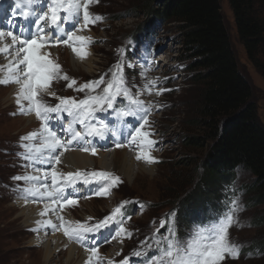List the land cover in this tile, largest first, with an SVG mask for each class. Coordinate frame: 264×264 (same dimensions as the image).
I'll return each instance as SVG.
<instances>
[{"label":"rangeland","instance_id":"374dc122","mask_svg":"<svg viewBox=\"0 0 264 264\" xmlns=\"http://www.w3.org/2000/svg\"><path fill=\"white\" fill-rule=\"evenodd\" d=\"M42 1L45 5L44 11H47V0ZM133 2L134 0H96L90 5V13L103 17L96 23L88 25L92 30L94 40L88 46L92 49L94 58V66L90 70L84 65L72 63L70 46L56 43V40L62 36L66 38L65 31L76 30L71 22H65L61 26L62 36H53V32L47 30V34L53 37L49 46L52 49L60 46V49L52 51L51 59L61 66V73L67 74L69 79L53 80L50 90L56 93V96L42 94V98L45 103L55 106L59 103L57 97H71L79 101L86 95L96 94L76 89L85 82L98 80L101 76H104L105 81L111 80L112 71H115V66L120 63L123 66L126 86L133 95H138L145 107L149 109L147 114L148 129L154 132L151 138L157 141L152 150L158 160L155 163V170L152 174L138 172L141 163L136 159L137 165L133 167L134 176L131 180L119 172L100 166V164L80 169L82 173L86 174L99 170L108 171L119 176L122 183L111 188L108 195L97 196L95 193L102 190L103 183L85 184L83 182L85 177L82 176L74 186L66 188L67 192L78 193V195L68 197L78 200V204L65 206L62 210H57V213H51L42 219H52L55 223H59L56 216L62 215L67 220L87 221L91 225L108 216L122 201H127L128 203L123 208L124 216L122 218L125 219V228L131 232L130 237L122 234L113 239L118 230V224L104 229L106 231L102 233L89 234L86 244L69 240L64 236L63 231L61 232L65 240L74 243L73 245L76 244L83 250L92 246L97 247L99 256L102 258L100 264H108L109 260L113 264H120V261L125 257L129 258V264H144L146 258L156 254V241L168 235L169 227L174 228L180 239H186L197 227L210 226L228 210L231 202L236 200L239 205V210L236 213L239 223L229 229V234L231 241L240 245V255L235 259L226 256L221 264H264L263 258L248 259L244 255L246 253L244 252L245 246L255 242L257 238L261 239L264 232V226L255 224L256 218L264 216V204L256 207L248 206L247 196L244 189L241 188L244 183L253 179L247 173L240 172L241 181L234 185H225L220 194L216 196L207 195L203 190L185 197L186 193L191 191L190 188L186 193L179 194L176 192L178 190L173 191L171 188L172 183L186 178L189 173L196 170V166L191 165L190 168L184 166V163L192 162V155L198 158L202 156L200 150L195 155L188 154V150L181 145L185 136L195 133L187 131L184 127L187 122L194 119L193 104L197 102V87L189 82L190 76L186 71L189 61L181 59L180 41L182 38L177 25H164L158 22L150 37L144 38L140 43L133 41L131 37L133 31L143 24L157 22L155 18L147 19L142 13L134 12ZM222 3L233 47L238 55L241 69L253 84L255 102L259 106L260 120L264 124V77L247 58L246 51L240 43L229 2L223 0ZM36 8L39 11L38 5ZM260 8L264 18V5ZM14 12L15 15H13ZM118 13L123 16L114 19V15ZM81 24L82 32L87 34V29L83 28L82 16L77 22V27L79 28ZM1 29L13 31L15 34H20L22 29L36 32L35 25L30 22L26 24L15 7L9 9L8 14L5 15V19L0 25ZM6 61L7 57L2 55L0 65L5 64ZM73 79L76 84L70 88L67 85ZM152 81L155 83L150 85L151 92H149L145 86ZM13 85L14 83L0 84V264H67V257L63 254L67 249L63 245L45 261V246L32 241L40 235L41 230L40 232L32 230L35 228L33 223L31 221L27 223V216L22 213L23 207L18 205L25 202L18 191V187H23L24 182L14 180L13 177L24 174L43 175L44 170L51 171V165H33L17 155L23 151L19 147L20 137L40 129L42 122L35 116L37 122L27 126L29 122L26 117L29 118V115L35 114H21L16 102L8 99L13 91ZM103 87L104 85H101L96 91L99 92ZM158 92L160 94H157ZM114 104H118L119 108L114 105V108L96 114V118L102 120L111 130V132L105 133V135L111 136V144L101 146L99 143H93L89 149L94 147L95 155L97 152H113L115 149H118L120 153L124 149H129L128 151L132 152L133 147L136 146H128L129 133L138 127L132 124L134 117L121 118L118 115L119 111L128 105V101L118 97ZM141 115L138 114L137 117L143 122L140 119ZM70 120L71 117L64 114L62 119H53L50 126L58 136L65 139L68 135L65 130ZM77 130H80L79 126H77ZM92 138L93 142H98L100 137H91L90 139ZM117 144L123 146L117 147ZM81 147L85 148L83 144L80 145L76 142L67 151L79 150ZM135 149L138 150L137 147ZM189 156L190 158H188ZM54 166L58 173L70 172L62 160ZM37 168H40L41 171L37 172ZM86 178L93 179L91 175H87ZM50 180L49 176V183ZM235 187L238 190L234 191ZM173 192H176L174 193L175 197ZM28 203L37 207L43 204L31 201ZM88 217L93 219L89 221ZM128 217L130 220L127 219ZM117 219L119 220L121 217ZM161 221H166L163 227ZM42 231L46 239L59 232L50 229ZM64 243L61 241V244ZM148 245H151L150 249ZM62 250L64 251L61 252ZM137 250L147 251V257L134 256L133 252Z\"/></svg>","mask_w":264,"mask_h":264},{"label":"snow or ice","instance_id":"6c2138e0","mask_svg":"<svg viewBox=\"0 0 264 264\" xmlns=\"http://www.w3.org/2000/svg\"><path fill=\"white\" fill-rule=\"evenodd\" d=\"M96 0H47V11H44L45 5L41 0H15L16 11L25 21L35 25L36 32L30 29H22L20 34L13 31L0 30V54L10 56L6 64L0 65V84L15 83L18 85V91L15 93V100L18 111L21 114L28 115L34 113L40 120L41 127L38 130L27 133L20 137L19 147L23 151L17 153L24 160L35 164H49L51 171L44 170L43 175L24 174L13 177L14 180L23 181L24 186L18 187L21 198L25 203H43V210L38 213L41 217L48 216L50 213H56L65 206H74L78 200L68 197L78 195L75 192H67L66 188L74 186L78 179L84 176L85 184L103 183L101 191L95 195L106 196L111 188L122 183L121 178L114 173L99 170L90 174L82 173L77 170L75 173H58L54 164L61 162V156L67 151L74 142L86 141L88 137L104 138L105 133L110 131L108 125L102 120L96 118L98 112L107 111L114 107V102L118 97L128 101V105L121 109L118 115L122 118L137 117L142 114L140 119L142 123L135 127L134 131L129 133L130 139L128 146L136 145L138 148L136 160H143L145 163L153 164L158 160L152 155L157 141L151 137L154 132L148 129L149 120L147 114L149 109L145 107L144 102L138 95H133L126 86L123 76V66L118 63L115 71H112V79L105 81L101 76L96 81H88L80 85L77 91H87L96 93L86 95L84 99L77 101L71 97H57L59 103L55 106L44 102L42 94L56 96V93L50 91V86L55 79L68 80L67 74L61 73V66L49 58V53L41 51L53 39L47 34V30L52 32L62 31L61 26L65 22H71L74 31H65L63 36L56 40V43H63L72 48L73 53L80 59H85L91 55L88 46L94 42L90 36L78 35L81 29L77 27V22L83 19V28L87 29L89 24H94L103 19L99 15L90 13L89 8ZM39 5V11L36 6ZM16 13L14 12L13 15ZM10 38L11 43L6 39ZM146 89L151 92L150 85ZM76 81L73 79L67 85L73 87ZM101 85L104 87L97 92ZM163 91V90H161ZM157 94H160L159 92ZM26 102V103H25ZM64 114L71 117V120L65 130L67 138L62 139L50 126L53 119H62ZM79 126L80 130H77ZM123 145L117 144V147ZM84 151H91L95 154V148H83ZM37 172L41 169L37 168ZM91 175L93 179L86 178ZM49 176L51 178L49 183ZM59 177V179H58ZM127 201H122L112 212L95 224L89 225L87 221H71L62 215H57L59 223L52 219H41L36 221L37 227L32 229L63 231L65 237L77 243L86 244L87 237L92 233H99L118 224L116 237L122 234L130 237L131 232L125 228V219L123 208ZM239 205L236 200L231 202L228 210L221 215L210 226H199L186 239H180L173 227H169L168 235L156 241V254L146 258L144 264H221L226 256L235 259L240 255V245L231 241L229 229L239 223L236 213ZM121 217V219H117ZM88 217V220H92ZM130 220V217L127 218ZM163 227L166 221H161ZM144 243V242H142ZM151 248V245H148ZM89 252L85 264H100L98 248L88 247ZM119 255V253H117ZM136 257H147V251L137 250L133 252ZM108 264H113L111 260ZM120 264H129V258L125 257Z\"/></svg>","mask_w":264,"mask_h":264},{"label":"trees","instance_id":"16d2710c","mask_svg":"<svg viewBox=\"0 0 264 264\" xmlns=\"http://www.w3.org/2000/svg\"><path fill=\"white\" fill-rule=\"evenodd\" d=\"M227 1L247 58L264 77V18L260 8L264 0ZM222 2L134 0V12L157 22L143 24L131 37L140 43L151 36L158 22L177 25L182 38L181 59L189 61V82L197 87L194 119L184 127L195 133L185 136L181 145L188 154L195 155L200 150L202 156L192 155V162L184 163L190 168L196 166V170L172 183L173 191L186 193L190 188L185 197L203 190L216 196L225 185L241 181L240 172L247 173L253 179L241 188L247 205L256 207L264 204V124L253 84L241 69L233 47ZM122 16L118 13L113 18ZM255 224L264 226V216L256 218ZM244 252L248 259H264V232L261 239L246 245Z\"/></svg>","mask_w":264,"mask_h":264},{"label":"bare ground","instance_id":"6f19581e","mask_svg":"<svg viewBox=\"0 0 264 264\" xmlns=\"http://www.w3.org/2000/svg\"><path fill=\"white\" fill-rule=\"evenodd\" d=\"M41 2L43 3L42 0H41ZM14 4H16L15 0H3L0 3V25L2 24L1 21L4 19V13H6L8 7H11ZM38 7H40V6L38 5ZM79 29H81V30H79L77 32L78 35L93 37L92 30L89 28V26L87 27V31H88L87 34H84L82 32V24L80 25ZM58 33L60 34V31ZM6 42L11 43V39L7 38ZM56 49L57 50L60 49V46H57V48L52 49L47 44L46 47L44 49H42L41 51L49 53L50 54L49 58L51 59L52 58V51H55ZM88 50L90 51L91 55L87 56L85 59H80L73 53L72 48H70L72 63L77 64V65L78 64L84 65L87 67L88 70L92 69L94 66V58L92 57V49L88 48ZM2 55L3 54H0V58ZM8 59H11V57L7 56V61H8ZM7 61H6V63H7ZM17 91H18V85H16L14 83L13 91H12L11 95L8 97V99L10 101L16 102L15 93ZM50 91L52 92V90H50ZM26 119L29 122V124L27 126H31L37 122L35 115H29V118L26 117ZM140 123H142V122L139 119H135L133 121V125H135V126H139ZM107 132L109 133V132H111V130L107 131ZM90 138L91 137H88L86 139V141L78 142V143L80 145L83 144L85 147L89 148V147H91V145L93 143H99L101 146H108V145H110V142H111L108 134H107V136H105L104 139H98V142H93L94 141L93 138L92 139H90ZM74 143H76V142H74ZM135 148H136V146L133 147L132 152L128 151L129 149H124L123 152L120 153L118 151V149H115L113 152H107V151L106 152H97L95 155L90 150L84 151L83 148L81 147V149H79V150H71V151L64 152L63 156L61 157V160H62L63 164L66 165V167L69 169L68 171H70V172L72 171L73 173L77 170L84 169L87 167H92V166H95L96 164H100V166H103V167L107 168L108 170H111L114 172H119V173L123 174L126 178L131 180L132 177L134 176L133 167L135 165H137L135 162V159H136L135 157H136L138 150H136ZM152 155L155 156L153 153H152ZM139 163H141V164L139 165L140 169L138 172L144 173V174H152L154 172L155 163L148 164V163H145L144 161H140ZM42 174H43V172H42ZM84 188H86V187H84ZM18 205L23 207L22 213L27 216V223L29 221H31L33 223V226L36 228L37 227L36 221L42 219V217L40 215H38V213L43 210L44 204L39 205L37 207L36 205H32L29 203L26 204L25 202H21ZM58 211H59V209H58ZM54 215H56V214H54ZM42 230H41V232L39 231L40 235L36 236L34 239H32V241H33V243L43 244L45 246L44 247L46 249V253L44 254L45 255V261H47L51 257L52 253L57 252L60 249V247H62V245H63V246H65V248L67 250L66 251L62 250L61 252L64 251L63 254H65L67 257V264H85V261H86L87 257L89 256L88 251L83 250V249L79 248L76 244L73 245L74 243L72 244V243L68 242L67 240H65L61 231H59L58 233L52 234L50 236V238H48L49 237L48 236L47 237L48 239H46V236L44 235ZM103 231H106V230H102L99 233H102ZM61 241H64L65 243L61 244ZM61 252H60V254H61Z\"/></svg>","mask_w":264,"mask_h":264}]
</instances>
